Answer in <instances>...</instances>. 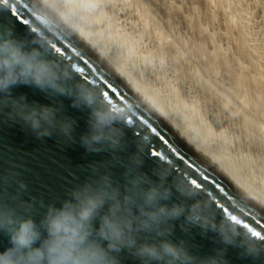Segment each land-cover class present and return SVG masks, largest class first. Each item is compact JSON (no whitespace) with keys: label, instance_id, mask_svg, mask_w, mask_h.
<instances>
[{"label":"water","instance_id":"water-1","mask_svg":"<svg viewBox=\"0 0 264 264\" xmlns=\"http://www.w3.org/2000/svg\"><path fill=\"white\" fill-rule=\"evenodd\" d=\"M12 28L29 44L46 42L48 57L79 83L93 90L112 113L123 120L124 147L90 153L80 143L89 129V109L74 108L71 99L17 85L11 98L29 106H51L72 122L71 138L58 131L37 137L21 120L10 115L11 105L0 110V201L35 202L34 219L66 198L77 184L108 174L123 193L130 155L144 161L140 172L157 180L155 169L169 183L191 190L206 212L234 235L236 244H224L213 231L172 222L169 239L183 243L193 264H264V198L239 175L225 169L196 146L127 76L47 0H0V29ZM182 198L173 189L172 202ZM193 200L185 203L190 205ZM255 253L245 254L244 248ZM10 247L0 233V252ZM119 264H140L128 250Z\"/></svg>","mask_w":264,"mask_h":264},{"label":"clouds","instance_id":"clouds-1","mask_svg":"<svg viewBox=\"0 0 264 264\" xmlns=\"http://www.w3.org/2000/svg\"><path fill=\"white\" fill-rule=\"evenodd\" d=\"M26 85L51 96L71 99L74 108L89 109V129L80 138L87 152H117L124 147L123 120L103 104L98 95L77 82L51 60L46 42L29 44L18 39L12 28L0 29V110L11 105L12 115L37 137L58 131L71 138L72 122L51 106H29L24 97L11 98V89ZM144 161L139 153L129 156L126 186L122 193L110 175L77 184L66 198L45 209L39 222L34 219L35 202L18 205L0 201V233L10 247L0 252V264H119L118 256L128 250L140 264H193L183 243L169 239L172 222L218 233L222 242L236 244L229 229L205 210L191 190L169 183V176L154 170L157 180L139 171ZM173 189L182 199L172 200ZM187 200L194 202L187 205ZM245 254L255 253L242 245Z\"/></svg>","mask_w":264,"mask_h":264},{"label":"rangeland","instance_id":"rangeland-1","mask_svg":"<svg viewBox=\"0 0 264 264\" xmlns=\"http://www.w3.org/2000/svg\"><path fill=\"white\" fill-rule=\"evenodd\" d=\"M52 1L264 194V0Z\"/></svg>","mask_w":264,"mask_h":264},{"label":"bare ground","instance_id":"bare-ground-1","mask_svg":"<svg viewBox=\"0 0 264 264\" xmlns=\"http://www.w3.org/2000/svg\"><path fill=\"white\" fill-rule=\"evenodd\" d=\"M49 3H51L61 14L63 13V12H61L60 11V8L58 9V7H57V4L55 3V2H53L52 0H47ZM63 15H64V13H63ZM73 25H75L102 53H103V55L120 71V72H122L125 76H127V74L128 73H124V67L123 66H121V67H123V68H121L118 64H116L115 62H113L111 59H110V57L108 56L109 54L108 53H106L105 52V50L100 46V45H98L94 40H92V38L88 35V33L84 30V29H82L78 24H75V22H73V21H71V20H73V19H71L70 20V18H68L66 15H64ZM77 23V22H76ZM92 36V35H91ZM103 46V45H102ZM111 56V55H110ZM123 69V70H122ZM260 71V70H259ZM130 74V73H129ZM196 146H198L207 156H209L210 158H212L214 161H216L218 164H220L222 167H224L225 169H227V170H229V171H231V172H233V173H235L234 172V168L232 169V167L229 165H227L226 163L224 164L223 162H220L218 159V157L214 154V153H212V152H209L210 150L209 149H207V148H205L202 144L200 145L197 141H196V138H194V136H193V134H192V132H190L189 130H187V129H185L184 127H182L180 124H178V122L175 120V118H173L172 116H171V114L169 115L167 112H165L164 110L165 109H163V107H161L159 104H158V102L157 101H155L153 98H152V96H150L151 95V93L150 94H148L146 91L147 90H144V88L140 85V84H136L135 82H134V80H133V78L131 77V76H127ZM134 77V76H133ZM146 89V88H145ZM157 100V99H156ZM238 172V171H237ZM236 174V173H235ZM239 174V173H238ZM257 176V175H256ZM247 181V180H246ZM253 183V182H252ZM254 189V188H253ZM257 193H259L263 198H264V194L263 193H260V191L258 192L256 189H254ZM262 192V191H261Z\"/></svg>","mask_w":264,"mask_h":264}]
</instances>
